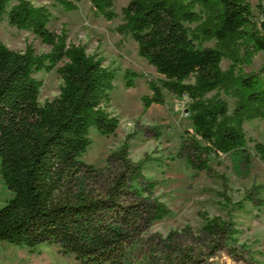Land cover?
Wrapping results in <instances>:
<instances>
[{"label": "trees", "instance_id": "16d2710c", "mask_svg": "<svg viewBox=\"0 0 264 264\" xmlns=\"http://www.w3.org/2000/svg\"><path fill=\"white\" fill-rule=\"evenodd\" d=\"M49 1L71 12L80 0ZM89 1L107 21L117 17L112 0ZM255 11L250 0H130L121 9L116 32L134 40L138 55L163 77L148 81L144 110L165 104L163 89L188 100L192 132L177 157L194 170L211 173L209 157L220 154L249 162L243 123L264 122V66L250 73L237 72V66L264 55V0ZM4 18L31 31L50 51L0 44V174L14 194L0 208V242L29 251L58 245L81 264H126L141 234L170 210L155 196L158 183L143 173L147 158L131 161L126 146L107 158L105 168L81 160L92 143L91 128L106 137L118 128V118L104 106L115 73L103 66V57L68 40L64 28L50 30L45 6L0 0ZM212 40L214 46H203ZM223 59L231 61L227 70ZM52 70L62 81L59 95L41 105L42 81L34 74ZM132 74L126 72L127 88L134 86ZM221 93L233 97L232 110ZM254 150L264 162V141ZM202 217L198 236L182 240L170 232L159 256L147 264H204L219 252L241 258L231 244L235 224Z\"/></svg>", "mask_w": 264, "mask_h": 264}, {"label": "rangeland", "instance_id": "374dc122", "mask_svg": "<svg viewBox=\"0 0 264 264\" xmlns=\"http://www.w3.org/2000/svg\"><path fill=\"white\" fill-rule=\"evenodd\" d=\"M36 6H45L51 19L48 28L60 32L66 30L68 40L84 45L87 54L103 57V66L115 73L114 87L109 94L106 110L119 120L116 132L101 136L91 128L92 143L81 160L95 168H105L107 158L126 146L128 157L133 162L147 158L143 166L144 175L158 183L155 196L170 210L163 219L152 223L130 251L126 264H147L159 256L163 241L170 232L182 240L191 234L198 236L204 220L219 216L235 224L238 234L231 243L240 249L242 257L234 259L219 252L204 264H264V162L256 154L254 145L264 141V122L253 119L243 123L247 143L245 161L237 155L220 154L209 157L211 173L197 171L177 157L182 140L192 132V123L187 113V98H179L167 90L162 92L164 105H152L144 110L142 97L150 95L148 81L159 83L163 77L137 53V44L129 36L116 32L123 23L121 9L130 0H112L117 17L107 21L91 8L89 0L77 1L78 8L66 12L49 0H31ZM75 1V0H72ZM262 0H250L254 13ZM191 29L196 24L189 25ZM0 44L11 50L24 51L31 45L37 54L50 51L31 31L18 30L4 18L0 21ZM215 41L203 42V46H214ZM231 61L223 59L221 68L227 70ZM264 66L262 52L248 64L237 66V72H257ZM134 86L127 88L126 72ZM34 77L42 81L39 102L43 105L59 95L62 81L55 70L41 71ZM187 82L193 83L190 78ZM230 110L233 97L221 93ZM14 194L0 174V208ZM189 240V239H188ZM0 264H81L74 256L65 254L58 245L41 244L36 250L0 242Z\"/></svg>", "mask_w": 264, "mask_h": 264}]
</instances>
